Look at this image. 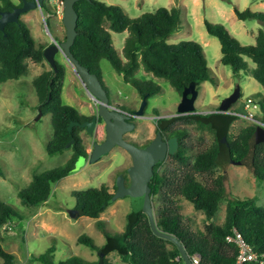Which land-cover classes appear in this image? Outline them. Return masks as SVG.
Returning <instances> with one entry per match:
<instances>
[{"label":"trees","instance_id":"trees-1","mask_svg":"<svg viewBox=\"0 0 264 264\" xmlns=\"http://www.w3.org/2000/svg\"><path fill=\"white\" fill-rule=\"evenodd\" d=\"M48 3V0L41 3L43 10ZM14 4L13 0H0V10H11ZM75 6L80 18L72 50L84 65L98 73L104 83L101 66L104 59H108L127 82L134 81L142 98L148 94V100L160 92L162 86L152 80L140 83L135 73L141 66L156 76L169 79L181 94L192 81H197L199 86L205 80H213L202 43L195 40L177 43L168 41L182 25V10L179 6H160L155 11L145 12L137 17L128 15L120 5L102 0H79ZM235 11L240 19L255 18L264 24L263 11L251 8L242 10L238 6H235ZM206 26L221 41V61L230 65L235 73L240 70L249 73L251 70L245 56L251 58L256 63L253 75L264 85V26L259 29L254 44L243 43L223 23L206 20ZM111 30L129 31L123 48L125 59L117 53ZM57 39L62 41L58 35ZM49 44L50 42H38L25 20L9 22L4 30H0V82L18 80L27 74L28 59L36 63L47 60L44 50ZM66 76V64L57 59L56 68L45 69L33 80L41 111L52 113L54 135L47 144L48 153L53 155L63 152L72 138L75 139L72 145L75 152L67 163L36 173L31 183L20 190L22 200L29 205L41 206L48 202L55 184L75 170L78 158L81 155L89 156L81 133L84 127L75 125L71 131L69 126L72 121L83 122L92 119L93 115L83 114L77 107L65 102L63 90ZM105 86L107 87L106 83ZM258 102L262 110L260 119L264 121V96ZM237 118L239 116L234 113L214 111L207 114L174 115L160 118L158 122V128L162 131H169L170 136H178L179 149L170 156L182 164L190 162L185 141L188 131L182 127L174 128L172 125L175 122L195 121L202 129L209 128L215 135L214 142L194 156L190 169L180 173L160 172L161 164L156 165L155 176L150 183L159 228L179 237L191 259L199 254V264H235L240 246L236 241L229 240V236H236L237 232L259 255L258 259L246 264H264V205L252 197H228V171L214 178L211 184L198 178V173L211 172L215 166L223 164L221 160L225 155V167L231 162L247 164L259 179L264 180V140H259L260 124L253 122L234 137L230 135V128ZM72 193L76 197L74 208L80 215L94 218H99L113 203L115 194L105 184L76 189ZM180 198L189 200L195 208L204 210L205 230H194L185 222V216L180 211ZM224 198H228L225 219L220 223L215 222L214 218ZM15 218L23 216L12 204L0 198V229ZM103 223L102 220L98 221L106 236L104 244L98 245L85 233L79 237L80 243L98 250L100 258L96 261L87 260L80 255L56 261L53 253L55 246L39 255H32L30 259L43 264H108V254L118 250L130 264H187L173 241L153 231L149 217L142 209H131L122 231L113 233ZM0 256L3 258L2 264H16L15 253L2 243Z\"/></svg>","mask_w":264,"mask_h":264},{"label":"rangeland","instance_id":"rangeland-1","mask_svg":"<svg viewBox=\"0 0 264 264\" xmlns=\"http://www.w3.org/2000/svg\"><path fill=\"white\" fill-rule=\"evenodd\" d=\"M20 0H15L18 3ZM109 4L120 5L124 11L137 17L145 12L155 11L160 6H179L182 10V25L168 39L177 43L182 40H195L204 45V49L211 68V77L202 82L199 88V97L196 101L197 111L207 114L217 110L223 99L241 88V97L231 108H237L241 102L253 98L259 104V98L264 96V85L253 75L252 70L256 63L249 57L251 72L240 70L235 73L230 65L221 61L222 44L220 39L212 35L206 26V20L225 24L230 32L243 43H256L257 33L264 24L255 18L240 19L235 11V6L244 10L251 8L264 12V0H102ZM60 5L51 0L48 6H39L21 15L32 30L36 40L43 43H52L53 37L65 40L67 30L63 22V13H59ZM113 42L119 55H124L122 48L126 42L123 32L111 30ZM58 40V39H57ZM59 41V40H58ZM123 58H125L123 56ZM57 59L66 64L68 73L65 79L63 99L66 103L78 109H85L86 115L94 114L98 110L97 100L89 93L77 74L76 69L62 52ZM29 71L20 79L0 82V198L12 204L22 214L23 218L10 220L0 229V243L16 255V264H43L32 261V255L46 252L51 246L56 250L54 260H66L73 255H80L91 261L100 258L98 250L79 242L82 234L91 236L98 245L106 242L104 231L98 221L102 220L105 227L111 232L125 229L127 215L133 209L130 196L117 198L101 213L99 218L88 215L73 217L70 209H74L76 197L73 190L88 187L107 185L111 192H116V182L120 175H124L128 183L129 167L133 159L129 152L122 146H115L111 152L102 156L96 162H91L88 157L81 155L75 170L68 176L60 179L54 186L48 202L34 206L25 203L19 192L26 188L36 173L46 169L63 165L69 161L75 149L67 147L63 152L49 154L47 144L54 135L52 113H41L40 102L34 86V78L52 65L45 60L36 63L28 59ZM103 78L109 89L111 102L118 104L128 111L137 110L143 99L139 88L134 81L129 83L123 74L114 69L108 59L101 61ZM135 77L143 84L148 79L160 84L162 90L155 93L148 100L143 117L137 119L138 127L126 134L129 140L144 143L156 136L160 118H169L177 112V107L182 99V94L176 89L169 79L142 71L135 73ZM260 105V104H259ZM257 116L262 115L261 107H254ZM234 113V112H232ZM256 122L240 114L231 125L230 135L236 137L242 128ZM174 128L182 127L188 131L186 145L190 157L189 164H182L176 158L168 156L160 166V172H177L191 168L194 156L198 151L208 148L215 140L214 133L209 129H202L198 122L181 120L175 122ZM104 123L98 126V140L105 139ZM143 133V134H141ZM87 148L93 149V140L84 129L82 131ZM90 153V152H89ZM264 156V149L263 154ZM222 163L214 167L211 172L198 173V178L207 184L213 179L228 171L229 190L228 197L255 198L259 204L264 205V180L257 177L254 170L247 164L227 162L225 155ZM180 211L185 216V222L194 230H205L206 214L204 210L195 208L194 204L184 198L178 199ZM228 198L220 203V208L214 218L215 222H223L226 216ZM108 264H130L125 261L118 250L111 251ZM3 258L0 256V264Z\"/></svg>","mask_w":264,"mask_h":264},{"label":"water","instance_id":"water-1","mask_svg":"<svg viewBox=\"0 0 264 264\" xmlns=\"http://www.w3.org/2000/svg\"><path fill=\"white\" fill-rule=\"evenodd\" d=\"M45 0H23V5L15 6L11 10H0V30H4L9 22H19L21 15L29 10L38 8ZM79 0H63V22L66 26V39L58 41L53 37V42L50 43L44 50L47 61L53 68L57 66V55L62 52L66 55L69 61L76 69L77 74L81 77L83 84L89 93L98 102V112L90 120L72 121L69 130L72 131L75 125L86 127L87 131L93 135L96 132L99 123V118L103 119L106 129V138L102 141L94 140L93 149L89 153L88 158L91 162H96L102 156L108 154L117 145L126 149L133 159L128 171L130 176V184H127L124 175H120L117 179V190L113 196L115 201L117 198L130 196L132 199L133 209H142L149 217L153 231L166 239L173 241L180 249L181 256L187 264H194L189 256L184 244L175 234L166 232L159 228L155 215V208L152 197L151 180L155 176V166L162 164L168 154H175L180 146L177 136L169 139H164L163 133L159 130L152 141L140 146L125 137V133L136 128L137 124L132 121V117H143L145 108L148 104V94L143 98L140 107L134 112L123 109L118 104L112 103L109 89L98 75L90 68L84 65L74 54L72 46L75 43L78 35V22L80 14L75 6ZM199 97L198 82L192 81L185 86L182 99L178 104L177 112L174 115H184L190 113H199L197 111L196 101ZM241 97V88L237 87L231 95L225 97L218 109L219 112H234L231 108L237 103ZM238 113L246 114L245 102H241L237 108ZM42 113V111H41ZM235 113V112H234ZM259 140H264V127L258 126ZM75 139L72 138L67 147H71ZM84 156V155H83ZM86 157V156H84ZM70 214L73 217L80 215L77 209H70Z\"/></svg>","mask_w":264,"mask_h":264},{"label":"built area","instance_id":"built-area-1","mask_svg":"<svg viewBox=\"0 0 264 264\" xmlns=\"http://www.w3.org/2000/svg\"><path fill=\"white\" fill-rule=\"evenodd\" d=\"M56 5H60V8L58 9L59 13H64V8H63V0H53ZM48 2H51V0H48ZM259 108V104L255 102L253 98H248L247 101H245V108L247 109L246 112V117L251 118L255 120L257 123L262 125L264 127V121L260 119V117L257 116V113L254 111L253 106ZM218 111V110H216ZM219 112V111H218ZM236 115H240L241 113H238L237 110L234 111ZM200 113V112H199ZM229 240L236 241L237 244L240 246V252L237 256V261L235 264H246V262L250 260H255L259 258L258 253L254 250L253 246L249 243H247L242 235L237 232L236 236H229ZM192 261L194 264H199L200 262V255L196 254L193 256Z\"/></svg>","mask_w":264,"mask_h":264},{"label":"flooded vegetation","instance_id":"flooded-vegetation-1","mask_svg":"<svg viewBox=\"0 0 264 264\" xmlns=\"http://www.w3.org/2000/svg\"><path fill=\"white\" fill-rule=\"evenodd\" d=\"M15 0H13V2H14ZM15 4L13 5V8L15 7V6H21V5H23V0H20L18 3H16V2H14ZM143 99V98H142ZM135 111V110H134ZM134 111H130V112H134ZM97 112H98V110L96 111V113H94V114H92L93 116L95 115V114H97ZM200 114H202V113H200ZM137 117H132L131 118V120L132 121H135L136 122V124H137V126H136V128L138 127V122H137ZM181 121V120H180ZM178 122V121H177ZM99 123L101 124V123H103V119L100 117L99 118ZM99 124V125H100ZM175 124V123H174ZM173 124V125H174ZM98 125V126H99ZM172 125V126H173ZM98 126H97V129H96V132H95V134H93V135H91L88 131H87V128L86 127H84V129H86V131L88 132V134H90L91 135V137H92V140H93V142H94V140H98ZM135 128V129H136ZM134 129V130H135ZM104 130H105V133L107 134V132H106V129L104 128ZM134 130H132V131H134ZM159 130H161L162 131V129L161 128H157V132L159 131ZM132 131H129V132H132ZM157 132H156V134H157ZM128 133V132H127ZM127 133H125V137H126V134ZM162 133H163V136H164V139H169V138H171V137H174V136H170V133H169V131H162ZM141 134H143V133H141ZM178 137V136H177ZM106 138V137H105ZM127 138V137H126ZM128 139V138H127ZM153 139V138H152ZM152 139H150V140H148V141H146V142H144V143H138V142H136V141H134V140H130V141H132V142H134V143H136V144H138V145H140V146H145V145H147V144H149L151 141H152ZM179 139V138H178ZM102 140H104V139H101L100 141H102ZM129 140V139H128ZM170 154H168V156H169ZM167 156V157H168ZM128 184V183H127Z\"/></svg>","mask_w":264,"mask_h":264},{"label":"crops","instance_id":"crops-1","mask_svg":"<svg viewBox=\"0 0 264 264\" xmlns=\"http://www.w3.org/2000/svg\"><path fill=\"white\" fill-rule=\"evenodd\" d=\"M36 9V8H35ZM261 28V27H260ZM259 28V29H260ZM259 32V31H258ZM125 35H126V37L129 35V31L128 30H126V31H124L123 32ZM258 34V33H257ZM257 37V36H256ZM38 41V40H37ZM41 41V40H40ZM40 41H38V42H40ZM40 43H42V42H40ZM123 48H124V46H123ZM123 48H122V50L121 51H123ZM125 59V58H124ZM142 68L144 69V67L143 66H141V68L138 70V71H142ZM149 72V71H148ZM67 73H68V69H67ZM149 73H151L152 74V72H149ZM145 80H148V79H145ZM130 83V82H129ZM79 110L81 111V113H83V114H86V113H84V112H86V110L85 109H81V108H79ZM218 110V109H217ZM234 111H235V108L233 109ZM214 111H216V110H214ZM213 111V112H214ZM232 111V110H231ZM206 112H208V113H210V112H212V110H210V111H206ZM228 113H232V112H228ZM88 115H90V114H88ZM83 131V130H82ZM82 133V132H81ZM87 150L89 151V152H91V150H90V148H87Z\"/></svg>","mask_w":264,"mask_h":264},{"label":"clouds","instance_id":"clouds-1","mask_svg":"<svg viewBox=\"0 0 264 264\" xmlns=\"http://www.w3.org/2000/svg\"><path fill=\"white\" fill-rule=\"evenodd\" d=\"M219 109V108H218Z\"/></svg>","mask_w":264,"mask_h":264}]
</instances>
